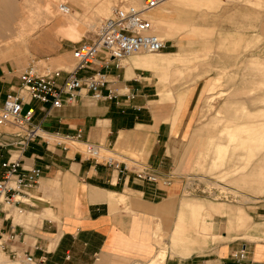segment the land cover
<instances>
[{
    "label": "crops",
    "instance_id": "crops-1",
    "mask_svg": "<svg viewBox=\"0 0 264 264\" xmlns=\"http://www.w3.org/2000/svg\"><path fill=\"white\" fill-rule=\"evenodd\" d=\"M222 2L169 0L149 12L152 31L176 50L137 52L118 67L101 68L108 87L134 94L132 99L121 96L116 104L81 91L74 103L63 102L48 114L43 108L49 105L35 100L23 107L33 108L32 123L43 132H80L77 144L99 145L104 154L127 160L133 169L143 165L161 175L168 173L170 185L139 180L132 170L120 172L95 162L75 145L63 148L37 137L21 146L15 136L20 130L0 125V179L1 163L7 159L19 158L24 167L41 170L37 183L23 190L21 201L2 207L0 264H18L25 253L33 255L35 264H238L233 253L241 248L245 249L241 264H264V219H260L264 213L254 215L259 219L252 225L241 206L182 198L183 176L212 178L216 172L211 171L222 167L227 157L241 161L233 169L242 173L237 182L259 193L264 189V106L252 109L249 98L239 102L228 96L233 89L230 79L237 72L193 70L211 49V29L197 20L206 21L207 13ZM263 26L264 20L259 21L261 52ZM250 29L249 20L243 21L241 28L220 37V45L232 40L248 46ZM49 63L67 70L73 67L67 57ZM248 63L264 70V58L249 57ZM20 66L0 63V106L7 93L19 90L18 75L26 67ZM249 76L243 71V78ZM171 99L174 105L167 102ZM219 123L221 129L216 127ZM250 166L251 172L245 174ZM214 215L225 217L224 235L214 231Z\"/></svg>",
    "mask_w": 264,
    "mask_h": 264
},
{
    "label": "rangeland",
    "instance_id": "rangeland-1",
    "mask_svg": "<svg viewBox=\"0 0 264 264\" xmlns=\"http://www.w3.org/2000/svg\"><path fill=\"white\" fill-rule=\"evenodd\" d=\"M30 1H34L35 5L28 3V0L27 2L25 0H0V29L5 30L6 35L11 38L10 40L15 39L16 32L23 30V41L26 48L25 52L19 57L0 54V63L7 61L9 64L21 65L20 68L31 64L38 67L56 68L51 66L49 62L54 59H64L67 57L69 67L73 66L74 61L70 52V49L74 45L73 42L81 39H91L101 21L110 16L111 9L119 0ZM122 1L131 3V0ZM261 2L262 4L255 5L245 0H223L220 7L207 13L206 21L197 20L198 23H203L211 29V49L206 59L200 60L197 67L193 70L221 69L235 71V74L237 72L238 76L230 79L233 83V89L228 92V96L234 97V100L239 102H243V99L249 98L248 105L252 109L256 108L258 104L264 106V101H257V99H264V84L258 83L264 80V70L253 67L248 63L249 57L257 56L264 58V52L257 50V46L263 41L262 36H258V22H263L264 20V0H261ZM64 6H67V12L64 11ZM105 7L107 10L105 13H102ZM247 20H249L251 28L248 46L244 48L241 45L237 46L232 40L226 41L224 46L220 45V37L222 35L232 33V30L235 28H241L242 22ZM261 33L263 34L264 30ZM0 44L3 45L4 43ZM175 50L174 46L169 47L168 45L166 50L162 52ZM243 71H249V78L242 77ZM178 80L175 79L174 82ZM243 80L244 82L242 83ZM221 85L223 84H218L219 87ZM222 95L223 93L219 92L217 96L221 97ZM173 101L171 99L167 102L174 105ZM152 103L159 105L155 102ZM216 127L221 129V124L219 123V126ZM74 145L79 150L83 148L82 145ZM263 152L264 150L262 154ZM131 156L138 158L135 155ZM240 162L239 159L237 160L234 157H227L222 167L211 171L216 172L212 178L205 176V179L208 181L203 179V183L211 188V192L215 193L213 196L202 194L183 196L182 198H201L212 203L221 202L226 205L241 206L251 216L253 225L259 219L257 218V214L264 213V209L258 208L264 206V189L262 193H259L253 187L235 180V178L242 174L239 172L235 173L233 170L236 166L240 165ZM252 166L248 167L244 173L251 172ZM254 215L257 217H254ZM260 219L263 220L264 216ZM213 221L215 223L214 231L224 235L226 231L225 217L214 215ZM236 233V236H240L242 232L240 230ZM222 243L215 242L213 244L220 245Z\"/></svg>",
    "mask_w": 264,
    "mask_h": 264
},
{
    "label": "built area",
    "instance_id": "built-area-1",
    "mask_svg": "<svg viewBox=\"0 0 264 264\" xmlns=\"http://www.w3.org/2000/svg\"><path fill=\"white\" fill-rule=\"evenodd\" d=\"M135 1L140 3L139 7L119 0L111 15L101 21L93 37L88 40L81 39L75 44L71 49L74 61L71 69L38 67L31 64L20 71L18 92L7 93L0 106V125L9 124L20 130L15 135L19 138L18 144L24 146L40 137L66 148L77 144L81 138L80 132L75 135H51L43 132L37 123H32L33 108L23 110L24 105L32 100L38 101L43 107L49 105L48 108H43L48 114L52 109L61 107L63 102L74 103L81 91L89 93L97 100H115L116 104H119L118 98L121 96H125L126 99L134 97V94L117 93L109 88L107 74L101 68L107 69L111 65L118 67L120 61L131 54L141 51L161 52L169 45V40L150 31L152 24L143 15L166 0ZM100 54L102 57L99 59ZM96 64L98 68L93 67ZM104 89L106 93L103 92ZM21 131H24L23 134ZM82 146L81 151L86 158L118 169L120 172L132 170L139 180L161 183L164 186L172 182L168 173L161 175L143 165H137L133 169L132 163L127 160H119L111 154H104L99 145L86 142ZM1 166L3 172L0 179V215L3 213V205L11 206L14 202L21 201L23 190L35 185L41 176L40 168L24 167L19 158L7 159ZM203 179L205 176L198 174L183 176L182 194L213 196L215 193L203 183ZM18 211L21 212V209ZM233 256L237 263L241 264L245 249L241 248L233 253ZM18 264H35V259L32 254L25 253Z\"/></svg>",
    "mask_w": 264,
    "mask_h": 264
},
{
    "label": "bare ground",
    "instance_id": "bare-ground-1",
    "mask_svg": "<svg viewBox=\"0 0 264 264\" xmlns=\"http://www.w3.org/2000/svg\"><path fill=\"white\" fill-rule=\"evenodd\" d=\"M27 2V0H25ZM169 0H166L164 1L163 3L159 4L157 7L159 6H162L164 5L165 3H167ZM28 3L32 4V5H35V2L33 1H30L28 0ZM53 3V2H52ZM131 3L134 4L135 6L139 7L140 6V3H138L137 1L135 0H131ZM26 4V3H25ZM117 4V3H116ZM115 4V5H116ZM114 5V6H115ZM113 6V8H114ZM157 7L145 12L143 15L144 17H146L152 24V29L154 27V24H153V21L151 19H149V17L147 16V13H149L150 11L156 9ZM65 10L64 11H68L67 10V6H64ZM113 8L111 9V12H110V15L112 13V10ZM107 8L105 7L104 10H102V13L106 12ZM72 15V14H71ZM54 17V16H53ZM72 17V16H71ZM55 18V17H54ZM36 23V22H34ZM152 29L150 30L152 33H155L152 31ZM18 31V30H17ZM23 30H20L18 32H16V36H15V39H12L10 40L11 38L9 36L6 35V32L4 29H0V43H4L3 45L0 44V54L2 55H6V56H11V57H19L22 53L25 52V43L23 41ZM156 35H158L159 37H161L159 34L155 33ZM162 38V37H161ZM141 52H145V51H141ZM145 53H155V52H145ZM132 55V54H131ZM130 56V55H129ZM128 56V57H129ZM125 59V58H124ZM74 65V64H73Z\"/></svg>",
    "mask_w": 264,
    "mask_h": 264
}]
</instances>
